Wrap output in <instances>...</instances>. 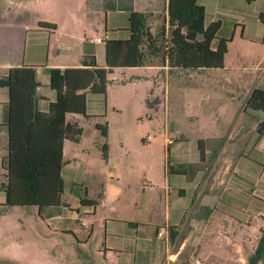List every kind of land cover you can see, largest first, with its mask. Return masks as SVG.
Masks as SVG:
<instances>
[{
	"label": "rangeland",
	"instance_id": "1",
	"mask_svg": "<svg viewBox=\"0 0 264 264\" xmlns=\"http://www.w3.org/2000/svg\"><path fill=\"white\" fill-rule=\"evenodd\" d=\"M147 1L150 0H145ZM159 1L160 6L158 5L157 11L153 13L155 22L152 25L151 43L154 55L151 59L155 65L162 66L165 64L166 47H170L172 30L170 33L165 30V14L161 9L163 0ZM145 2L138 5L140 11L146 5ZM20 5L27 9L20 10L15 16L16 21L34 29H38L37 25L39 29H42L43 25L53 26L43 27L47 31L44 32V41L48 42L49 63H73L75 59L78 60L82 44H87L96 33L102 36L103 27L108 24L104 17L105 11L95 6V0H21ZM147 15L148 13H139L142 22L139 34L141 51L144 50L147 39ZM110 18L118 20L119 17ZM98 48L101 49L102 46ZM56 49L60 52L58 57H55ZM240 50L250 51L248 54L252 58L261 52L258 45L251 48L235 44L231 48L232 55L225 59V64L237 63L238 59L234 53ZM252 58L247 60L246 57L237 65L249 64ZM162 74L160 70L139 68L113 70L101 88L105 96L104 105H100L97 98L90 95L86 100L85 115H101L102 118H87L80 113H70L66 116L67 121L77 125L81 135L78 143L63 142L65 159L69 161L68 168L72 176H68L64 171L62 199L72 206L78 205V182L86 188L87 199H93L94 177L99 175L104 180L105 173L111 171L115 175L112 182L119 189L116 202L111 206L104 205L94 215L83 214L79 217V223L83 222L86 229L91 226V232L85 241H80L79 237L78 240L74 239L67 231L51 230L50 225L54 222H42L35 214L33 217V209L20 208L12 211L17 212L13 213L15 215L12 221H16L18 226L15 231L10 234L6 232L4 235L8 238L13 235L15 243L22 247V258H16L9 264H105L98 250L102 242L99 214H111L121 219H142L146 214L153 220L162 219L164 196L160 185L168 165L172 169L176 168L172 160L173 150H197L198 140H203L204 146L207 140H213L224 144L226 150L241 151L239 153L242 155L235 156L233 162L235 172H239L243 177L245 175L247 182L244 188H240L239 198L242 201L252 200L255 204L260 200L262 209L261 219L246 217L242 224L244 231L241 232L237 225H232L235 224L234 221L220 214L225 202L220 199L221 203L217 204L220 213H213L207 224L208 237H202L201 244L205 249L202 259L206 260L205 264H249L248 260L254 253L264 229V149L242 151L244 149L239 147V139L248 136L246 131L235 132L233 137L231 135L232 138H229L234 131L233 110L223 106L221 102L214 105L215 100H220L228 92L235 96V103L241 100L242 94L236 95L218 82L221 74L215 71L195 73L172 70L165 76ZM40 93H45L43 88H40ZM82 93L88 92L85 90ZM146 100L149 101L148 107L145 105ZM104 123L107 127L105 139L101 138L94 128L95 124ZM261 136L264 141V133ZM146 137L150 140L142 142ZM165 139L168 140L167 143ZM102 144L107 147V163L100 157ZM72 181L77 184L72 186V192L68 193ZM146 186L149 188V194L145 192ZM250 188L254 189L253 193ZM249 197L251 199L248 200ZM146 200L149 207L145 211L142 207ZM110 207H113V212H109ZM225 222L228 225L223 228L227 227L228 233L221 235L218 233L217 223ZM254 222L256 226H251ZM197 229L196 231H199ZM198 237L199 235H195L194 239L197 241ZM196 241L185 247L179 258L180 262L189 264L198 258L204 263L197 255ZM221 241L228 243V249L221 247ZM236 246L240 251L234 250Z\"/></svg>",
	"mask_w": 264,
	"mask_h": 264
},
{
	"label": "crops",
	"instance_id": "2",
	"mask_svg": "<svg viewBox=\"0 0 264 264\" xmlns=\"http://www.w3.org/2000/svg\"><path fill=\"white\" fill-rule=\"evenodd\" d=\"M21 0H0V76H3L9 69L19 68L22 66L39 67L43 69L36 70V77L39 87L36 90L37 96V110L39 113L46 112L49 102L52 100V93L48 88L47 76L44 69L57 68L62 70H81L90 72L88 67L80 65V61L85 56H92L94 58L95 67L99 69L104 68V49L103 43L97 44L93 40L98 37H105L109 35L107 31L122 30L127 27V11L131 10L139 15L140 12L147 15V39L145 48L141 53V66L139 69L160 70L165 76L168 67L166 63L162 66H157L152 62V55L154 49L152 48L151 39L153 37L152 25L155 22L153 13L157 11L159 0H95V6L104 12V17L107 19V26L103 27V35L98 33L89 40L87 44H82L78 53V60L75 59L73 63H49L48 62V42L44 41L45 28L34 29L28 25L16 21V15L23 8L20 5ZM139 2V3H138ZM145 2L146 5L138 9V5ZM201 4L205 8V25H208L220 16H231L236 19L231 28L230 36L224 41L226 46V53L223 57V65L219 69H204L197 71H189L201 73L206 71H215L221 74L218 82L228 87L231 92L237 95L242 94L241 100L235 103V96L230 92L223 95L220 100L227 108H232V129L234 131L230 134L232 138L235 132H245L247 137L239 139V147L245 150H262L264 149V141L261 135H257L255 128L258 119L252 116L244 108V103L253 89L264 90V28L258 21V14H264V0H202ZM161 9L164 10V24L166 25V0H163ZM112 16H118V20H112ZM148 19L150 20L148 22ZM166 30V28H165ZM172 31H176L175 28ZM181 34V31H179ZM47 39V38H46ZM173 35L169 38L171 43ZM218 39L212 42V48ZM235 44L246 45L254 48L258 45V56L252 58L246 51L235 52L238 62L225 64V59L229 58L231 48ZM102 48H98V46ZM250 49V48H248ZM55 57L60 55L59 49L54 51ZM247 57V60L252 58L249 64L237 65ZM146 60V61H143ZM250 62V61H249ZM136 69V68H132ZM188 72V71H187ZM112 73V72H111ZM111 73L103 75L104 81H107ZM40 88H43L45 93H40ZM73 95H79L73 94ZM86 96V100L87 97ZM96 98V97H94ZM6 104L7 91L0 88V185L6 183V171L4 167V158L6 157L7 148V131L5 127L6 121ZM100 104V103H99ZM70 113H66V116ZM86 114V113H85ZM68 123H74L67 121ZM75 124V123H74ZM229 124V122L227 123ZM245 133V134H246ZM232 135V137H231ZM247 138V139H246ZM65 142V141H63ZM68 142V141H67ZM167 143L168 140L165 139ZM200 142V146H197ZM196 142V149L201 150H173L174 157L172 158L176 168L172 173L164 172L163 179L160 185L162 194L164 196V211L162 219L153 220L150 216L144 215L142 219H121L118 216L111 214H99L98 221L102 230V242L100 243L99 252L105 264H185L180 262L179 258L185 251L187 245H192L196 240L195 235H199L197 239L198 249L197 255L202 259L205 249L202 248V237H208L207 224L212 219L213 213L217 210V204L221 203L220 199H224L223 211L221 215L230 221H234L237 228L243 232L244 220L249 216L252 219H261L262 209L260 200L258 204L249 201L240 200L238 193L240 188L246 185L244 177L235 172L234 160L235 156L240 157L242 153L240 150H226V146L220 142L207 140L206 146L203 145V140ZM206 147V150H204ZM209 148V149H208ZM62 168L61 179L65 174L71 175L69 161L65 159L64 144L62 143ZM201 154V156H200ZM167 161L169 158L166 157ZM108 157L104 162L107 163ZM169 166V165H168ZM183 166V167H182ZM181 167V168H178ZM72 176V175H71ZM105 179L100 176H95L93 179L94 197L87 199L86 188L82 183L78 182L79 194H77V204L72 206L62 199L64 191V182L62 193L60 194V205L55 207H46L38 209L35 207H28L26 209H33L31 215L40 219L42 222H54L50 225L51 230L67 231L74 239L85 241L91 232V226L85 228L81 226L80 216L83 214H96L104 205H109L116 202L119 194V189L112 182L115 175L108 171L104 175ZM77 183L72 181L68 188V193L72 192V186ZM251 185V183H250ZM103 187L102 199L94 206L89 207L87 201H96V196L99 187ZM155 188V187H154ZM219 189V190H217ZM233 189V190H232ZM250 188L254 192V189ZM145 192L149 194V188L145 187ZM237 193H234V192ZM253 197V196H252ZM256 198V196L254 195ZM219 198V199H218ZM260 199V198H259ZM4 194L0 191V264H9L16 258L20 260L22 257V247L15 243L12 235L8 238L4 234L15 231L18 226L17 222L12 221L13 213L16 208H5ZM148 200L143 203V210L149 207ZM113 212V207H110ZM232 213V215L230 214ZM222 218V217H221ZM223 222V221H222ZM83 223V222H81ZM131 224L132 226H128ZM219 234H227L228 223H217ZM230 224V223H229ZM253 224V223H252ZM259 225V224H258ZM243 226V227H242ZM251 226H256L255 222ZM250 226V227H251ZM162 228L167 232V241H159L155 239V233ZM196 228L199 231H196ZM243 228V230L241 229ZM197 229V230H198ZM236 233V232H235ZM234 234V233H233ZM208 241V240H207ZM228 243L221 241V247L228 249ZM189 246V248H190ZM234 250L240 251L236 246ZM204 253V254H203ZM205 264V259H202ZM189 264H191L189 262Z\"/></svg>",
	"mask_w": 264,
	"mask_h": 264
},
{
	"label": "trees",
	"instance_id": "3",
	"mask_svg": "<svg viewBox=\"0 0 264 264\" xmlns=\"http://www.w3.org/2000/svg\"><path fill=\"white\" fill-rule=\"evenodd\" d=\"M202 0H166V31H172L170 47H166L165 63L167 74L172 70L197 71L219 69L226 53L225 40L230 36L236 19L220 16L205 25V8ZM127 27L107 31L103 40L104 68L95 67L94 58L85 56L80 65L90 72L81 70L44 69L52 100L46 112L37 110L36 90L39 87L36 70L42 67L22 66L9 69L0 76V88L7 91L6 121L7 148L4 158L6 183L0 185L4 194L5 208L40 209L60 205L63 183L61 179L62 143H78L81 131L74 123L66 122V113H80L86 116V96L96 97L104 105L103 75L117 69H132L141 66L139 34L141 18L131 10L127 11ZM258 21L264 28V14H258ZM53 27L43 25L42 27ZM181 31V34L179 33ZM218 39L212 48V42ZM264 40V32H263ZM83 79H85L83 81ZM88 93H82L83 91ZM79 95H73L78 94ZM99 97V99H98ZM148 107L149 101H145ZM244 108L258 119L256 134L264 133V90L253 89L247 96ZM101 138H106L107 127L95 124ZM200 142H197V146ZM198 150H201L199 147ZM101 160L107 158V147L100 148ZM201 156V154H200ZM183 167V166H182ZM181 168V167H178ZM173 169L168 166L167 173ZM103 196V187L97 192L96 201H87L94 207ZM132 226L131 224H127ZM264 245V229L248 263L254 264Z\"/></svg>",
	"mask_w": 264,
	"mask_h": 264
},
{
	"label": "built area",
	"instance_id": "4",
	"mask_svg": "<svg viewBox=\"0 0 264 264\" xmlns=\"http://www.w3.org/2000/svg\"><path fill=\"white\" fill-rule=\"evenodd\" d=\"M105 39V37H98V38H95L93 40L94 43H97V44H101L103 43V40ZM150 140L149 137H146L142 142L146 143ZM81 226H84V224H80ZM155 239L156 240H161V241H167V232L165 230H163L162 228H160L159 230L156 231L155 233ZM191 264H202L201 261L198 259V258H195Z\"/></svg>",
	"mask_w": 264,
	"mask_h": 264
},
{
	"label": "flooded vegetation",
	"instance_id": "5",
	"mask_svg": "<svg viewBox=\"0 0 264 264\" xmlns=\"http://www.w3.org/2000/svg\"><path fill=\"white\" fill-rule=\"evenodd\" d=\"M257 262H259V264H264V245L258 253L254 264H257Z\"/></svg>",
	"mask_w": 264,
	"mask_h": 264
}]
</instances>
